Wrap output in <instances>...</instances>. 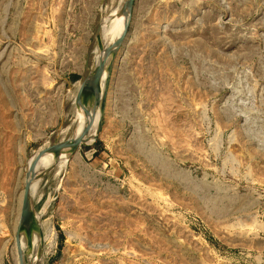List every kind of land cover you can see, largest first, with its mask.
Masks as SVG:
<instances>
[{
    "label": "rangeland",
    "instance_id": "rangeland-1",
    "mask_svg": "<svg viewBox=\"0 0 264 264\" xmlns=\"http://www.w3.org/2000/svg\"><path fill=\"white\" fill-rule=\"evenodd\" d=\"M120 2L0 0V264ZM95 106L93 141L33 186L35 264H264V0H134Z\"/></svg>",
    "mask_w": 264,
    "mask_h": 264
},
{
    "label": "bare ground",
    "instance_id": "bare-ground-1",
    "mask_svg": "<svg viewBox=\"0 0 264 264\" xmlns=\"http://www.w3.org/2000/svg\"><path fill=\"white\" fill-rule=\"evenodd\" d=\"M125 0H121V2L118 4L119 9L122 10L123 7V3ZM119 17L123 16L122 15V11H120L119 13ZM117 14V15H118ZM119 18L120 19V23H118L116 21V19L112 20L109 22L108 26H107V35L108 38L106 36V40L107 41H112L114 42L118 36L120 35V33L123 30V24H124V18L122 17ZM102 23V22H101ZM110 36V37H109ZM99 37H100V42L101 45L103 47V39H104V33H103V29L101 30V24H100V28H99ZM109 39V40H108ZM98 57V55L96 56ZM99 62L102 65V68H104L105 65V69H103V76L102 79L104 80V78L107 77V73H106V69L109 63V56L105 53H102L100 55L99 58ZM96 81V77L92 76V77H88L87 79H85V81L83 82V86L81 87L82 90V98L78 100V102L80 103L81 100L84 98V105L82 107V110L84 109V107L89 104V107L87 108L86 113H84V111H81L80 114V122L78 127H76V131L73 133L72 138H86L85 143L82 144H89V140L87 139V136L90 135H95L91 142L93 141V139L96 137L97 135V131L99 129V125H100V115L98 113V111L93 110L92 111V107H96L95 106V102L98 100H96L94 103H87V100L90 96V98L92 97V90L94 87ZM98 98V97H97ZM91 104V105H90ZM91 106V107H90ZM77 126V125H76ZM90 142V143H91ZM71 148H67V149H61V150H49L45 153H43L36 161L35 163H33V156H31V158L29 159V163L27 165V175H26V179L25 182H27L28 184L31 183V189L29 192V200H28V204H27V208L25 211V215L24 218L22 219L21 223H20V230L19 232H21L24 236L25 242H26V248H24L23 246L19 249L18 251V257L16 259V261H18V264H35L37 261V257L39 254V249L36 247L35 241H34V237L33 236V229L30 227L29 223L31 220H33V211L31 208V195L33 192V186L35 185L36 181L39 180V174L45 170H48L49 168H51L53 165H61L65 162V157H68L69 152L71 151ZM32 166V167H31ZM41 167H48V168H43L41 171H39V174H36L35 176H31V178H29V174H30V168L33 169L32 172H35L36 170H38ZM45 169V170H44ZM33 256L32 261H29V258Z\"/></svg>",
    "mask_w": 264,
    "mask_h": 264
},
{
    "label": "water",
    "instance_id": "water-1",
    "mask_svg": "<svg viewBox=\"0 0 264 264\" xmlns=\"http://www.w3.org/2000/svg\"><path fill=\"white\" fill-rule=\"evenodd\" d=\"M134 0H125L123 3V7H122V15L124 18V24H123V30L121 32V34L118 36V38L112 42V44H110L109 46H104L102 47V45H98L96 48V52L98 53V57L95 56V62L93 64V67L90 71V74L87 76L88 77H96V81L93 87V92H92V97H91V103H94L99 97V93L101 91H105L106 88V84L108 81V73L110 71L111 68V63H112V59L116 56L117 52L119 51L121 45L125 42V38H126V34H127V29H128V25H129V20H130V15H131V9H132V5H133ZM102 53H105L109 56V63L106 69V73H107V77L104 78V80L102 79L103 76V68L102 65L99 62V58L100 55ZM86 78V79H87ZM83 86V83L80 86V90L77 96V100L80 99L81 97V87ZM103 97V96H102ZM91 105V104H90ZM101 106H102V102H101ZM89 107V104H87L83 111L84 113H86L87 108ZM86 138L80 137V138H69L65 141H61L59 143H55L49 147L43 148L38 150L37 152H35V154L33 155V163H35V161L45 152L49 151V150H61V149H67V148H71L72 150L69 152L68 156H71L72 152L82 143H85ZM32 167V166H31ZM30 174H32V169L30 168ZM46 171L45 170L43 172H41L39 174V177L41 175H43ZM31 189V183H27L25 182L24 187H23V191H22V198H21V208H20V215H19V221H18V225H17V230L15 233V243L17 244V250H18V240H19V230H20V223L22 221V219L24 218L25 215V211L27 208V204H28V200H29V192Z\"/></svg>",
    "mask_w": 264,
    "mask_h": 264
},
{
    "label": "crops",
    "instance_id": "crops-1",
    "mask_svg": "<svg viewBox=\"0 0 264 264\" xmlns=\"http://www.w3.org/2000/svg\"><path fill=\"white\" fill-rule=\"evenodd\" d=\"M71 78H72V79H71L72 82H74V81L78 80L79 77H78V75L76 74V75H72Z\"/></svg>",
    "mask_w": 264,
    "mask_h": 264
}]
</instances>
